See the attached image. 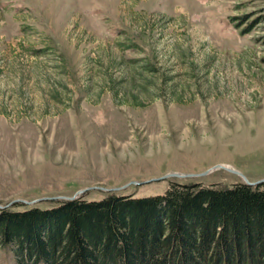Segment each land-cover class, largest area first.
<instances>
[{"label":"rangeland","instance_id":"rangeland-1","mask_svg":"<svg viewBox=\"0 0 264 264\" xmlns=\"http://www.w3.org/2000/svg\"><path fill=\"white\" fill-rule=\"evenodd\" d=\"M217 164L264 179V0H0V206L244 183L159 179Z\"/></svg>","mask_w":264,"mask_h":264},{"label":"trees","instance_id":"trees-1","mask_svg":"<svg viewBox=\"0 0 264 264\" xmlns=\"http://www.w3.org/2000/svg\"><path fill=\"white\" fill-rule=\"evenodd\" d=\"M14 207L0 209L13 264H264V184Z\"/></svg>","mask_w":264,"mask_h":264},{"label":"water","instance_id":"water-1","mask_svg":"<svg viewBox=\"0 0 264 264\" xmlns=\"http://www.w3.org/2000/svg\"><path fill=\"white\" fill-rule=\"evenodd\" d=\"M216 169H221V170H224L226 172H229L231 174H234V175H237L239 176L243 182L248 185V186H258L260 184H264V179H261V180H258V181H255V182H250L242 173H240L239 171L237 170H234V169H231L229 167H226L224 165H220V164H217V165H214L212 166L211 168L209 169H206L205 171L199 173V174H179V173H171V174H167V175H164L162 177H160L159 179H166V178H192V177H202V176H205L207 174H209L211 171L213 170H216ZM157 179V180H159ZM138 183L136 182H132L130 184H127V185H137ZM127 185H124L122 187H119V188H115L113 189L114 191H119V190H122L123 188H125ZM92 188H95V187H92ZM96 189H99V190H103V191H109L107 189H104V188H96ZM87 189H82V190H79L77 191L72 197H52V198H40V199H36V200H32V201H29V202H26V201H23V200H12L10 201L9 203H7L6 205L4 206H0V209H5V208H8L10 207L11 205L15 204V203H20V204H23V205H32L34 203H38L40 201H47V200H63V201H72V200H75L77 199L82 193H84Z\"/></svg>","mask_w":264,"mask_h":264}]
</instances>
